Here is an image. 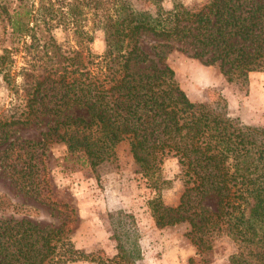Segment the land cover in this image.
<instances>
[{
    "label": "trees",
    "instance_id": "1",
    "mask_svg": "<svg viewBox=\"0 0 264 264\" xmlns=\"http://www.w3.org/2000/svg\"><path fill=\"white\" fill-rule=\"evenodd\" d=\"M113 1L120 7L98 22L105 50L87 61L78 49L64 50L50 39L41 43L33 33L35 21L32 27L12 22L10 35L18 41L13 51L1 48L0 40V74L15 96L0 114V134L51 121L41 141L11 143L2 152L4 169L25 194L54 206L45 194L48 144L62 143L68 155H79L95 169L127 140L148 180L165 158L177 159L184 191L175 208L155 202L158 228L188 224L185 235L202 254L210 249L204 239L209 226L226 220L237 245L230 264H264V129L230 117L218 92L211 91L204 102L190 101L168 64V55L179 51L218 68L229 83H246L250 73L264 72V0H204L195 9L178 4L150 21L127 11L124 0ZM7 15L0 3V22ZM145 36L152 38L149 52L141 46ZM19 53L23 65L15 71ZM73 110L85 116L69 115ZM59 207L64 211L60 225L43 228L7 218L13 203L0 193V264L79 260L70 237L74 210ZM110 219L116 252L89 255L90 261L136 264L141 249L134 222L128 227L121 212Z\"/></svg>",
    "mask_w": 264,
    "mask_h": 264
},
{
    "label": "rangeland",
    "instance_id": "2",
    "mask_svg": "<svg viewBox=\"0 0 264 264\" xmlns=\"http://www.w3.org/2000/svg\"><path fill=\"white\" fill-rule=\"evenodd\" d=\"M123 2L127 11L134 12L143 21H150L161 10L170 11L178 4L195 9L204 0ZM0 3L8 13L3 23L0 22L1 48L11 50V47H18L17 39L10 35L13 21L30 27L37 22L33 33L41 43L50 39L64 50L78 49L86 61L103 54L105 42L98 22L107 12L120 7L113 0H100L97 4L88 0H0ZM77 28L78 33L74 32ZM151 41L150 36L141 39L146 52H149ZM22 57V53L15 57V71L23 65ZM168 64L190 101L204 102L211 91L218 92L226 100L230 117L239 119L244 125L264 129V72L250 73L246 83H229L218 68L205 66L186 53L172 51L168 55ZM14 98L0 74V114L10 107ZM69 115L85 116V112L73 110ZM50 125L51 121L44 118L30 125L8 128L0 134V193L7 195L13 203L7 218L27 219L43 228L60 225L64 211L59 204H67L74 210L76 223L70 237L80 259L65 264H95L89 255L99 252L112 257L116 252V241L110 216L116 217L120 212L126 224L130 223L128 227L134 222L139 236L141 258L136 264H190V260L193 264H230L237 245L226 220L209 226L204 239L210 249L202 254L185 235L189 231L188 224L162 229L156 226L153 217L155 202L159 200L162 207L175 208L184 191L177 159L165 158L150 179L155 180L154 187L133 161L127 140L117 144L114 154L95 169L83 162L79 155H68L62 143L48 144L45 149L48 170L45 194L55 205L50 206L39 197L25 194L4 169L2 152L11 143L41 141ZM209 205L212 206L213 202Z\"/></svg>",
    "mask_w": 264,
    "mask_h": 264
}]
</instances>
